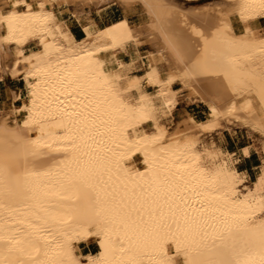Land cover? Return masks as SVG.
<instances>
[{
	"label": "bare ground",
	"instance_id": "bare-ground-1",
	"mask_svg": "<svg viewBox=\"0 0 264 264\" xmlns=\"http://www.w3.org/2000/svg\"><path fill=\"white\" fill-rule=\"evenodd\" d=\"M103 4L123 16L98 27ZM261 17L264 0H0V80L26 88L20 121L0 118V264H264V163L248 187L196 136L229 117L264 135ZM143 41L154 50L138 75L116 52ZM175 83L205 121L170 130Z\"/></svg>",
	"mask_w": 264,
	"mask_h": 264
},
{
	"label": "rangeland",
	"instance_id": "rangeland-1",
	"mask_svg": "<svg viewBox=\"0 0 264 264\" xmlns=\"http://www.w3.org/2000/svg\"><path fill=\"white\" fill-rule=\"evenodd\" d=\"M92 7H91V10L92 9L93 10L90 12L91 13V17L95 21L102 20L103 21V24L107 23L108 21H111L114 18H117L118 16H123V11H122L123 7L121 8V6H119V5H106V4H103V5H99L97 7L96 6H92ZM72 12L73 13L76 12V9H75L74 6L73 7L72 6H65V7H60L58 9V13H59L60 18H62V19H68L69 18L68 19L69 23L76 24L78 22L81 25L82 24V21H78L76 19V17L73 16V13ZM143 17L144 16L141 14V11L140 10H137V11L131 13L129 15L130 25L133 28H137L138 25L141 24V21H142L141 19ZM85 36H86V33L83 36V38ZM30 47L33 48V49H36L37 48L36 44H34V43L32 45H30ZM132 49H133V52H132ZM138 49L140 50L139 46H137V47H133L132 46L131 47V45H128L126 47V49H125L126 51L127 50L129 51L128 57H125L124 58L122 56V53L121 52H123V51H117L116 52V56L118 58L122 59V60H130L131 59V56H135L137 60H136L135 65H134L133 73H142V71H143L142 74H146L147 75V72L145 73V71H147L148 68H149V66H148L147 63L145 64V71L144 70L134 71V70H136L138 68H144V63H142V60L143 59H144V62H146V58H143L142 57V55L144 53L140 52ZM111 65L114 66V62ZM18 78L19 77L16 78V77L9 76V77H6V78L0 80V82L3 81V80H5V83L6 84H9L10 83V85H11V84L14 83L16 86L22 87V91L20 92V94H18L19 97H15L14 94L12 93V102L16 98H19L20 99L19 101L14 102L15 108L16 107L18 108L22 104V102H23L22 96L26 94L25 82L20 78L21 84H18L17 83L18 82L17 81ZM142 84H143V86L145 87L146 90H148L150 92H153L154 91V89L150 85H148L145 81H143ZM147 86H149V88ZM180 87L181 86H180L179 83H175L174 84V90L177 91ZM187 98L188 97H187V91L186 90H181V91L178 90L177 91V96H176L177 102H176V106H177V104L179 102V99L182 100L180 102V105L178 106L179 110H189L190 108H195L194 110L189 111V112L201 110V111H203L205 113L204 116L206 118L207 117V108H206V106L204 104H202V103H199V102L194 103L189 98L187 100ZM196 104H199V107H196ZM5 114H6V116L9 117L7 119L8 122H9V124H14L15 122L20 121V119L23 117V112H16L14 110V108L12 107V104L5 105V110H3V111L0 112V118H1V116L5 115ZM12 115L15 117V119H14V117ZM185 116L181 115V116H178V117H175V118H172L171 116H169V118H168L169 121L168 120H165V121L167 123V126L170 128V130H172V129H174L179 124L178 121H180L181 118L184 119ZM197 119H200V116L199 115L197 116ZM228 119H230V120H228ZM228 119L227 120L225 119V121L224 120L221 121L222 127L220 128V130H218L216 132H213L211 134H196V136L199 139H201L200 142L203 143L206 148L210 149V147L212 146L211 148L214 149V147H216V146L219 147L218 145H216L215 139L217 137H222V134L223 133L224 134L230 133L233 136H236V133H234V132H239V134L241 133V134L247 135L248 138L253 143H255L256 149H257V151H258V153L260 154V157H261V163L263 165V163H264V135L261 134V133H259V132H257V131H254L253 129H251V128L245 126V125H243L240 121L238 122V120L236 118L234 119L233 117H229ZM175 121H177V122H175ZM197 121L201 123V122L205 121V119H203V120H197ZM248 151H249V148H248ZM223 153L224 154L222 155V157L220 155L219 159H221V161H223V160L225 161V158H226V160L230 161V164H232L231 166H234L235 167V160L232 157V155L231 154H228V153H226L224 151H223ZM136 161H137V163H139V160L137 158H136ZM249 185L250 184L247 183V186L248 187H249ZM86 244H88L90 246V250L92 251V253H94V252L97 251L98 246H97V243H96L95 239H90L87 242L79 243V247H81L83 245H86Z\"/></svg>",
	"mask_w": 264,
	"mask_h": 264
},
{
	"label": "crops",
	"instance_id": "crops-1",
	"mask_svg": "<svg viewBox=\"0 0 264 264\" xmlns=\"http://www.w3.org/2000/svg\"><path fill=\"white\" fill-rule=\"evenodd\" d=\"M176 1L183 3L184 7H196V8L199 7L200 8L202 6L210 4L211 2L219 1V0H176ZM121 17L122 16H118L117 18H114L105 24H103L102 20L95 21V22H96V25L98 27H103L112 21L118 20ZM263 18L264 17H261V18H258L256 20V26H258V28H260V29H264V19ZM68 19H64V20L65 21L67 20L66 24L68 25V28H69L71 34L73 35V37L75 39L83 38V36L85 35V32H84L82 26L76 20H75L77 22L76 24H71V23H69ZM127 21L130 24L129 15L127 16ZM233 28H234L235 32H241L243 30V24L240 22H237L236 20H233ZM139 48H140V50L139 49L138 50L140 52L144 53L142 55L143 58L147 57L148 52H151L154 50L153 46L149 45V43H146L145 41H143L139 45ZM127 52L126 53H125V51L121 52L122 56L124 58L128 57L129 51L127 50ZM132 52H133V49H132ZM124 61H128V60H124ZM143 62H144V60H142V63ZM144 69H145V67L144 68H138L135 71H141ZM142 73H143V71H142ZM142 73H136V74L140 75ZM17 81H18L17 82L18 84H21L20 78H18ZM147 87L149 88V86H147ZM173 88H174V86H173ZM21 91H22V87L16 86L14 83L11 85H10V83L6 84L5 80L1 81L0 82V112L5 110V105L12 104V107L15 108L14 102L19 101L20 99L16 98L12 102V93L20 94ZM181 101L182 100L179 99V102H178L177 106L175 107L176 109L175 108L173 109V112H172L173 114H171V116L173 118L181 116V115L185 116L186 114H190L196 120L205 119V116H204L205 113L201 110H197V111H193V112H189V111H192L195 108H190L189 110H179L178 106L180 105ZM196 107H199V104H196ZM198 115L200 116V119H197ZM234 133H236V136H233L230 133H227V134L223 133L222 137H217L215 139V143L224 152L232 155V157L235 160L236 170L244 173L246 175V183L250 184L253 180H255L256 176L258 175V173L260 171V167L262 165L261 157H260V154L258 153V151L256 149L255 143H253L248 138L247 135H244L241 133L239 134V132H234ZM246 147L249 148V151L247 153H245L243 151V149ZM79 249L82 253L92 252L90 250V246L88 244L79 247Z\"/></svg>",
	"mask_w": 264,
	"mask_h": 264
}]
</instances>
